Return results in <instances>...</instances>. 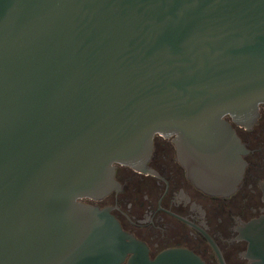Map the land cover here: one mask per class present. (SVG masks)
Returning a JSON list of instances; mask_svg holds the SVG:
<instances>
[{
	"label": "water",
	"instance_id": "1",
	"mask_svg": "<svg viewBox=\"0 0 264 264\" xmlns=\"http://www.w3.org/2000/svg\"><path fill=\"white\" fill-rule=\"evenodd\" d=\"M260 103L264 0H0V264H139L77 199L142 170L155 135L196 188L231 193L244 164L224 117L252 123Z\"/></svg>",
	"mask_w": 264,
	"mask_h": 264
},
{
	"label": "flooded vegetation",
	"instance_id": "2",
	"mask_svg": "<svg viewBox=\"0 0 264 264\" xmlns=\"http://www.w3.org/2000/svg\"><path fill=\"white\" fill-rule=\"evenodd\" d=\"M224 120L239 139L244 164L231 193L196 188L178 160L174 137L155 135L142 170L115 165L114 188L77 202L107 213L139 243V264H264V103L252 123ZM134 258L127 252L120 264Z\"/></svg>",
	"mask_w": 264,
	"mask_h": 264
}]
</instances>
